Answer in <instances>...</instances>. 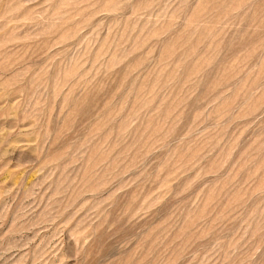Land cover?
Listing matches in <instances>:
<instances>
[{
    "label": "rangeland",
    "instance_id": "1",
    "mask_svg": "<svg viewBox=\"0 0 264 264\" xmlns=\"http://www.w3.org/2000/svg\"><path fill=\"white\" fill-rule=\"evenodd\" d=\"M0 264H264V0H0Z\"/></svg>",
    "mask_w": 264,
    "mask_h": 264
}]
</instances>
